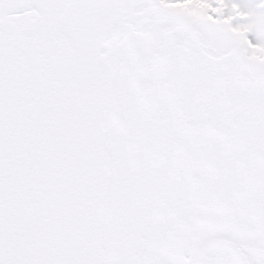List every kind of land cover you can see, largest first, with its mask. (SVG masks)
Listing matches in <instances>:
<instances>
[{
    "label": "snow or ice",
    "instance_id": "6c2138e0",
    "mask_svg": "<svg viewBox=\"0 0 264 264\" xmlns=\"http://www.w3.org/2000/svg\"><path fill=\"white\" fill-rule=\"evenodd\" d=\"M0 264H264V0H0Z\"/></svg>",
    "mask_w": 264,
    "mask_h": 264
}]
</instances>
